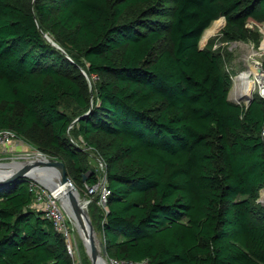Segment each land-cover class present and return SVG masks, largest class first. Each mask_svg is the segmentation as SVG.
I'll list each match as a JSON object with an SVG mask.
<instances>
[{"label":"trees","instance_id":"16d2710c","mask_svg":"<svg viewBox=\"0 0 264 264\" xmlns=\"http://www.w3.org/2000/svg\"><path fill=\"white\" fill-rule=\"evenodd\" d=\"M220 19L249 40L264 0H0V130L78 191L99 181L72 134L100 156L110 196L105 213L92 194L90 215L110 259L264 264V99L232 103L200 48ZM31 182L0 186V264H74Z\"/></svg>","mask_w":264,"mask_h":264},{"label":"rangeland","instance_id":"374dc122","mask_svg":"<svg viewBox=\"0 0 264 264\" xmlns=\"http://www.w3.org/2000/svg\"><path fill=\"white\" fill-rule=\"evenodd\" d=\"M221 21L222 22H220L221 25L218 28V30L216 32H213L209 37H207V39L204 38L206 32L204 33L200 43V48L202 50H209L219 59L223 71L231 78L232 81L230 93H229V100L232 103L238 105V102H236L237 85L235 79L240 73L248 70V60H247L248 57H250L251 53L254 52L256 54V60L259 61V63L262 66L264 63V24H257L254 22L248 23L247 30L251 38L249 40L244 41V40H235L230 37L231 35L228 36L227 35L228 27L226 20L222 19ZM214 24L215 23H213L210 26V28H212ZM263 91H264V86L262 89L257 88L256 91L254 90L253 97L255 99H264ZM242 106L247 107L246 104H243ZM61 108L62 110L64 111L66 110L69 113L74 112L73 111L74 106L71 104L69 105L63 103ZM72 137H73L72 140L76 144H79L82 150H84L87 153L84 161L85 165L88 168L87 174L84 175L86 177V180L84 181L85 184L88 181L89 174L97 175L99 184L107 182V177L105 173L106 166L103 160L100 158V156L91 149H87L83 142V139L77 138L75 134H72ZM15 142L16 143L13 150L4 154H0V161L2 163L18 164L25 161H30L38 157H43L42 155H39L43 153H41L36 147L28 144L24 139L22 138L20 139L17 137L15 138ZM43 155L46 156L45 154ZM46 157L49 159H55V158H50L48 156ZM39 181L42 182L41 186L47 190L46 192L50 194L52 190H50L49 186L45 183V181L43 179H40ZM84 189L85 192L79 191L81 199L87 201H93L94 200L93 195L90 193V189L92 188L86 184ZM96 193L98 192L95 191L94 194ZM262 198H263V193H260L259 198L257 200V204H259L264 208V203L262 202L263 201ZM99 206L105 212V207L100 204ZM91 207L92 204L91 205L89 204L88 206L89 213ZM70 226L72 228V246L75 252V260H74L75 264H90L85 244L78 230L75 228L72 222L70 223ZM95 229H96L97 241L100 243L101 242L104 243L103 236L100 233V230L96 227Z\"/></svg>","mask_w":264,"mask_h":264},{"label":"water","instance_id":"95a60500","mask_svg":"<svg viewBox=\"0 0 264 264\" xmlns=\"http://www.w3.org/2000/svg\"><path fill=\"white\" fill-rule=\"evenodd\" d=\"M45 37L54 47L62 51V49L56 43H54L48 35H45ZM84 75L87 77L91 85V81L87 74L84 73ZM253 102L254 97L252 96L249 99L247 108ZM10 165L11 164L2 163L0 161V186H9L10 184L17 183L19 180H31L42 184V182L37 179L39 173L42 172L45 174L48 173L50 177L57 180V187L59 190V194L57 196L59 197L62 206L69 216L71 222L78 230L81 238L82 232L80 230L82 227L80 226V223H85V230L87 231L88 237V245H85V247L90 264H108L105 244L103 242L100 243L96 241L95 238L96 229L88 209V204L91 202L88 201L87 203L81 200L80 192L76 188L72 179L69 177L66 165L62 161L49 158H46V161L39 162L25 161L22 162L19 167H11ZM85 180L86 177L84 176V181ZM94 192L95 191H92V194H94Z\"/></svg>","mask_w":264,"mask_h":264},{"label":"built area","instance_id":"2783aa9c","mask_svg":"<svg viewBox=\"0 0 264 264\" xmlns=\"http://www.w3.org/2000/svg\"><path fill=\"white\" fill-rule=\"evenodd\" d=\"M264 139V129L262 133ZM15 138L17 135L12 131L0 130V154L7 153L14 149ZM44 156L43 154H39ZM107 182L98 184L96 187L90 189L98 192L100 196L99 204L105 207V213H107V200L110 196V191L107 188ZM31 191L33 192L35 199L33 207L38 211L43 212L44 217L53 224L54 229L59 233L67 243V250L70 257L75 260V252L72 246V228L70 226L71 220L64 210L59 197L51 192L48 194L45 188L36 181L31 182ZM262 202L264 203V191ZM108 264H151L149 261L143 262H131L117 259H110L107 256ZM75 264V261H74Z\"/></svg>","mask_w":264,"mask_h":264},{"label":"bare ground","instance_id":"6f19581e","mask_svg":"<svg viewBox=\"0 0 264 264\" xmlns=\"http://www.w3.org/2000/svg\"><path fill=\"white\" fill-rule=\"evenodd\" d=\"M220 22L222 21H217L215 22L214 26L206 31L205 34V39L209 37L213 32H216L218 28L220 27ZM248 70L240 73L235 81H236V95H237V101L239 105L243 104H248L249 99L253 96L254 90L256 91L257 88H263L264 86V74H263V69L262 65L259 63V61L256 60V54L253 52L251 53V56L248 57ZM264 92V91H263ZM46 156L43 157H38L35 159H32L28 162H39V161H46ZM21 163L19 164H11V167H19ZM1 167V166H0ZM38 180L43 179L45 183L49 186V188L54 192V194L58 195L59 190L57 187V180L53 179L50 177L48 173H39ZM81 198V197H80ZM82 200V199H81ZM83 202H87V200H83ZM91 202V201H90ZM91 204V203H89ZM88 204V206H89ZM80 226L82 229L80 230L82 232V239L85 245H88V237H87V231L85 230V223L82 222L80 223ZM96 241H97V235L95 236ZM98 243V242H97Z\"/></svg>","mask_w":264,"mask_h":264},{"label":"crops","instance_id":"0c3cea01","mask_svg":"<svg viewBox=\"0 0 264 264\" xmlns=\"http://www.w3.org/2000/svg\"><path fill=\"white\" fill-rule=\"evenodd\" d=\"M264 190H262L260 193H263Z\"/></svg>","mask_w":264,"mask_h":264}]
</instances>
